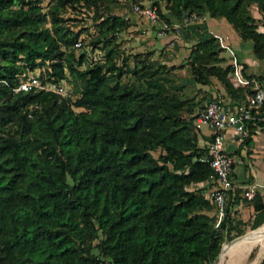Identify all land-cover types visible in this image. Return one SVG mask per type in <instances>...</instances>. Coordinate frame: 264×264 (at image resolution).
I'll return each mask as SVG.
<instances>
[{"label": "trees", "instance_id": "16d2710c", "mask_svg": "<svg viewBox=\"0 0 264 264\" xmlns=\"http://www.w3.org/2000/svg\"><path fill=\"white\" fill-rule=\"evenodd\" d=\"M106 1L116 0H0V264H212L224 234L242 232L231 212L236 193L228 194L215 227V188L207 195L199 186L216 178L207 162L208 144H198L193 105L185 119L181 112L188 101L166 95L158 80L120 82L122 69L113 58L118 35L130 23L103 7ZM67 5L94 8L92 49L106 47L105 63L91 56L84 61L73 50L82 42L80 32L64 24ZM152 5L169 23L192 12L223 18L264 59V33L257 28L258 20L264 26L263 0ZM251 6L259 18L249 13ZM204 41L211 49L206 71L230 97H240L233 67L220 66L224 58L216 39ZM65 68L69 96L18 89L30 75L42 85L61 86ZM253 203L256 231L264 224V206L258 196ZM249 234L226 246L219 264L230 261L231 253L238 258ZM242 245L240 261L246 239Z\"/></svg>", "mask_w": 264, "mask_h": 264}, {"label": "rangeland", "instance_id": "374dc122", "mask_svg": "<svg viewBox=\"0 0 264 264\" xmlns=\"http://www.w3.org/2000/svg\"><path fill=\"white\" fill-rule=\"evenodd\" d=\"M48 1L49 0H43V4L46 5ZM108 3V1L104 2L103 7H109L111 14L118 15L121 18L128 20L131 26H137L136 21L133 20V16H136L137 20L142 18L145 21V23L143 20L142 23L140 21L136 32H128V29H125L118 35L117 42L119 44V53L114 56L113 60L116 65L122 69L120 82L140 85L145 84L150 77L158 80L164 85V92L166 95L175 96V98L181 101H188V104L184 106L183 111L181 112V116L185 119H188L191 115V112L189 113L188 110L189 106L193 105L192 114H195L200 110V107L204 104L206 99L211 97L212 92L219 93V88L222 87L221 83L216 78V75L209 74L210 72L208 73L206 71V68L210 66V64L205 60L211 51L210 47L205 44L204 40L206 39L199 40V42L204 41L203 43L197 42L199 43V49H197L194 56H196L198 60L200 59V61H193L194 58L190 56V54L192 50H195L196 46H194V44H190V46H176L173 44V41H176L178 38H172L170 36H166L165 38L160 37L157 32V26L153 25L135 10L136 6H138L139 9H144L146 6L152 5L153 0H116L114 3L110 2L109 6H107ZM160 9L166 15L169 14L165 9L164 2L160 4ZM43 11H46V8H44ZM249 13L254 17L259 14L257 13L255 6L249 8ZM94 14V8L87 9L83 6H77L76 9L73 10V8L68 5L65 12H62L65 26H68L74 31L80 32L79 37L82 42V47L79 48L78 51L77 49L73 50L77 55L84 54V61L89 59L95 51H98L96 49L93 51L91 43L97 35L95 28L97 22H95L93 18ZM131 17L133 18L131 19ZM200 17H203V15ZM47 24L49 25V23ZM261 25L262 20H258L257 28L259 31L261 30ZM149 31H155L154 37L156 38H149ZM138 34H140L142 38H136L134 40V37H137L136 35ZM133 42H135V44L131 46ZM102 50L103 52L98 51L97 60L105 63V61H107V49L104 47ZM227 61L228 60L226 59L225 62ZM220 66H224V63H220ZM199 69L204 75H202L203 78L198 77L196 70ZM39 71L40 70L37 68L35 71L36 74H38ZM69 79L70 73L65 68V76L61 82V85L66 84L67 88L64 96H69L68 94L70 93L71 86L68 83ZM204 80H208V83L204 82ZM51 85L52 84H49L47 86ZM152 155L157 157L158 151L153 152ZM240 227H242V232L240 233L236 232L229 236L224 234L222 244L231 242L230 240L237 235H246L254 230L251 228L252 224L250 222L242 224ZM245 239L241 241V245ZM96 245L97 241H94V253L97 252ZM259 250L260 247L253 251V253H251L252 255L249 254L246 261H250L252 258L254 260L255 252L258 253ZM238 259L239 257L237 258L236 254L231 253V260L229 261V258L226 257L222 264H240L241 261L238 262Z\"/></svg>", "mask_w": 264, "mask_h": 264}, {"label": "crops", "instance_id": "0c3cea01", "mask_svg": "<svg viewBox=\"0 0 264 264\" xmlns=\"http://www.w3.org/2000/svg\"><path fill=\"white\" fill-rule=\"evenodd\" d=\"M133 17H131V19L133 18V20L136 21L137 26L134 27V25H130L128 32H136L140 21L142 23L143 20L142 18L137 20L136 16ZM256 18H259V16L257 15ZM143 22L145 23L144 20ZM260 29V31L264 33V26L261 25ZM154 33L155 31H149L148 37L156 38L154 37ZM215 34L221 35L226 39L224 44L229 45L233 50L243 70L242 75L246 78L247 76L253 77L252 79L256 82L255 85L264 89V59H257L255 57L252 49V42L241 40L225 19L211 18L205 14L198 20L182 26L178 35L174 36L168 34L166 36L178 38L176 41H173V44L176 46H190V44H196L199 40L201 41L202 39L214 37ZM136 36L134 40L136 38H142L140 34ZM166 36L160 37L165 38ZM217 43L219 45L218 41ZM134 44L135 42H133L131 46ZM219 48L221 49L219 56L224 58V66L231 65V54L220 45ZM226 59L228 60L227 62H225ZM255 85L250 84L246 87H239L244 94L238 98L230 97L223 86L221 88L218 87L219 93L212 92L211 97L207 98L204 104L209 100H221L229 110L238 111L246 104V99L249 95L248 91H252ZM247 128L248 137L244 140H239L231 130H227L224 134L225 149L235 159L232 172V181L235 190L232 195H235V193L236 195L234 204L231 207V212L235 220L239 222L238 226L240 229H242V227H240L242 224L249 222L252 224L258 214L254 209V197L250 200L245 198L247 190L252 189L254 196H258L260 202L264 206V122H250L247 124ZM194 130L197 133L199 145L210 143L211 130L207 126H195ZM199 186L204 188L203 193L207 195L216 187L215 181L212 178L201 183ZM262 226L261 228L259 227L258 230L250 232V234L263 230L264 226ZM233 233H235V231H233L231 235Z\"/></svg>", "mask_w": 264, "mask_h": 264}, {"label": "built area", "instance_id": "2783aa9c", "mask_svg": "<svg viewBox=\"0 0 264 264\" xmlns=\"http://www.w3.org/2000/svg\"><path fill=\"white\" fill-rule=\"evenodd\" d=\"M135 10L153 25L157 26V32L160 36H166L168 34L176 36L180 33L182 26L200 18L195 12H192L184 15L182 21L179 23H169L159 18L157 9L153 5L146 6L144 9H139V7L136 6ZM214 38L219 42L222 48L226 49L231 54L234 86L239 88L249 86L250 84L255 85V80H249L242 75V68L233 50L229 45L224 44L226 39L217 34L214 35ZM77 45L78 44H76V46ZM91 59L92 61H97L98 51H95V53L91 55ZM30 88L49 90L62 96H64L67 91L66 84L61 86H55L53 84L51 86L42 85L33 75H30L28 79L23 81L18 89L28 90ZM193 122L195 126L204 125L211 130V141L208 144L209 157L207 162L216 178V187L211 195V199L215 207V227H217L225 215L226 198L228 194H233L235 190L232 181L235 159L225 149L224 134L227 130H231L239 140H244L248 137V123L264 122V89L255 85L253 93L247 96L246 104L238 111L229 110L221 100H209L196 113ZM253 197V190H247L245 198L250 200ZM103 264L109 263L106 261Z\"/></svg>", "mask_w": 264, "mask_h": 264}, {"label": "bare ground", "instance_id": "6f19581e", "mask_svg": "<svg viewBox=\"0 0 264 264\" xmlns=\"http://www.w3.org/2000/svg\"><path fill=\"white\" fill-rule=\"evenodd\" d=\"M264 226V225H263ZM262 226V227H263ZM261 228V227H260ZM259 229V228H258ZM257 230V229H256ZM245 235L239 237L238 239H235L229 243H226L224 245V250H225V247L226 246H230L232 245L233 243H235L237 240L239 239H242ZM247 240V246H246V249H245V254L240 262V264H260L261 260H262V257L264 255V229L263 230H260V231H257V232H254V233H251L248 238H246ZM242 246L241 245V251H240V255H239V259H238V262L240 261L241 259V256H242ZM260 247V250L258 253L255 252V259L253 260H250V261H246V258L249 254L253 253V251L257 250L258 248ZM224 252V251H223ZM223 255V254H222ZM252 255V254H251ZM222 258V256H221ZM249 258V257H248ZM252 261V262H251Z\"/></svg>", "mask_w": 264, "mask_h": 264}, {"label": "water", "instance_id": "95a60500", "mask_svg": "<svg viewBox=\"0 0 264 264\" xmlns=\"http://www.w3.org/2000/svg\"><path fill=\"white\" fill-rule=\"evenodd\" d=\"M262 224H263V223H262ZM262 224H261V225H262ZM261 225H260V226H261ZM258 227H259V226H258ZM258 227H257V228H258ZM255 229H256V228H255ZM240 236H243V235H240ZM240 236L237 235V236L233 237L232 240H230V241H233V240H235V239H238ZM225 244H226V243H225ZM225 244H224V243L221 244V248H220V250H219L217 256L215 257V259H214V261H213V264H219V263H220L221 256H222L223 251H224V245H225Z\"/></svg>", "mask_w": 264, "mask_h": 264}]
</instances>
